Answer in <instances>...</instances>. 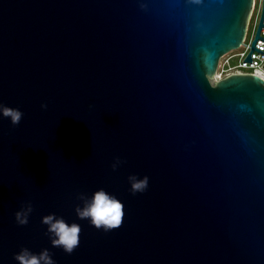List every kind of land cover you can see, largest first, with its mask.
Segmentation results:
<instances>
[{"label": "water", "instance_id": "1", "mask_svg": "<svg viewBox=\"0 0 264 264\" xmlns=\"http://www.w3.org/2000/svg\"><path fill=\"white\" fill-rule=\"evenodd\" d=\"M253 6L0 0V103L24 113L0 114V264L25 247L56 264H264V78L211 81ZM262 27L264 0L244 60L264 52ZM130 174L147 190L134 194ZM99 189L124 206L107 231L77 214ZM48 214L80 225L71 253Z\"/></svg>", "mask_w": 264, "mask_h": 264}, {"label": "clouds", "instance_id": "2", "mask_svg": "<svg viewBox=\"0 0 264 264\" xmlns=\"http://www.w3.org/2000/svg\"><path fill=\"white\" fill-rule=\"evenodd\" d=\"M46 108L47 104L41 105ZM0 114L10 118L12 124H18L24 113L18 107H11L0 103ZM122 160L115 157L112 168L116 169ZM130 190L144 192L147 190L149 178L147 176L139 177L137 174L129 175ZM83 200V206H77V214L81 218L89 219V222L105 231L118 227L122 223L124 215L122 202L113 194L104 189L95 191L91 196L80 194ZM32 204L29 202L22 206L15 213L18 223L25 224L28 222L29 214L32 212ZM43 222L48 225V234L52 237V242L56 246H61L64 251L71 253L79 244L80 225L78 223L69 224L63 217L56 214H48L43 217ZM15 259L19 264H56L50 251L43 249L40 252H33L27 247L22 248L15 254Z\"/></svg>", "mask_w": 264, "mask_h": 264}, {"label": "built area", "instance_id": "3", "mask_svg": "<svg viewBox=\"0 0 264 264\" xmlns=\"http://www.w3.org/2000/svg\"><path fill=\"white\" fill-rule=\"evenodd\" d=\"M262 4L263 0H254L253 10L248 21L243 42L237 48L222 56V67H224L223 70L225 71L223 76L233 72H252L264 78V52H261L255 48L251 52L253 60H244L251 51V43L255 36L256 28L261 15ZM260 34L264 36V27L261 28ZM255 46L264 50V39H257ZM220 62L221 60H219L218 67ZM222 72L219 74L222 75Z\"/></svg>", "mask_w": 264, "mask_h": 264}, {"label": "rangeland", "instance_id": "4", "mask_svg": "<svg viewBox=\"0 0 264 264\" xmlns=\"http://www.w3.org/2000/svg\"><path fill=\"white\" fill-rule=\"evenodd\" d=\"M222 59H223V58L221 57V59H220V60H221V62H220V65H219V67H218V69H217V71H216V72L220 73V72H222V71H223V72H222V73H223V74H222V76H223V75H224V73H225V71L223 70V68H224V67H222ZM215 80H216L215 78H211V81H212V82H214Z\"/></svg>", "mask_w": 264, "mask_h": 264}, {"label": "bare ground", "instance_id": "5", "mask_svg": "<svg viewBox=\"0 0 264 264\" xmlns=\"http://www.w3.org/2000/svg\"><path fill=\"white\" fill-rule=\"evenodd\" d=\"M221 77H222V75L217 72L216 75H215V79H218V78H221Z\"/></svg>", "mask_w": 264, "mask_h": 264}]
</instances>
